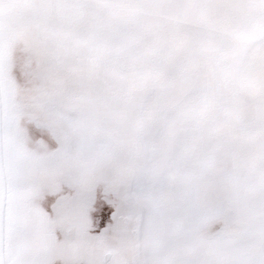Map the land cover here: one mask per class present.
Instances as JSON below:
<instances>
[{"label": "rangeland", "instance_id": "rangeland-1", "mask_svg": "<svg viewBox=\"0 0 264 264\" xmlns=\"http://www.w3.org/2000/svg\"><path fill=\"white\" fill-rule=\"evenodd\" d=\"M3 264H264V0H0Z\"/></svg>", "mask_w": 264, "mask_h": 264}, {"label": "water", "instance_id": "water-1", "mask_svg": "<svg viewBox=\"0 0 264 264\" xmlns=\"http://www.w3.org/2000/svg\"><path fill=\"white\" fill-rule=\"evenodd\" d=\"M4 190H5V184H4L2 163L0 156V264H3L2 263V210H3Z\"/></svg>", "mask_w": 264, "mask_h": 264}]
</instances>
